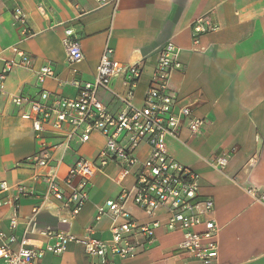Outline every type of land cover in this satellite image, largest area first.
Listing matches in <instances>:
<instances>
[{
  "label": "crops",
  "instance_id": "0c3cea01",
  "mask_svg": "<svg viewBox=\"0 0 264 264\" xmlns=\"http://www.w3.org/2000/svg\"><path fill=\"white\" fill-rule=\"evenodd\" d=\"M16 7L26 11L32 36L25 38L15 24ZM205 14H211L220 29L203 35L205 49L196 52L192 25ZM67 27L73 28L83 45L85 57L75 66L77 72L66 60L63 39ZM169 42L182 63L172 73L171 89L183 102L198 95L195 112L206 118L204 129L189 140V147L169 139V150L200 174L202 195L215 201V218L221 227L215 264H264V0H120L117 6H101L97 0H0V71L6 60L20 59L15 47L33 59L30 68L17 66L11 71L0 99V182L7 181L11 186L0 199H12L18 184L35 193L20 201L16 229L10 225L14 206L0 208V225L8 235L0 245L18 249L23 240L29 239L49 243L51 239L41 234L48 227L77 236L94 227L97 236L107 238L110 217L106 215L96 223L98 208L124 188L132 187L135 172L133 168L128 176L121 177L120 166L109 164L107 175L93 178L82 212L62 223L60 203L55 199L43 201L40 196L47 184L44 177H34L39 168L22 164L35 155L38 144L31 124L20 117L21 110L10 103V96L35 98L46 90L51 100L77 97L73 80H93L102 53L110 44L116 60L141 63L143 75L135 103L142 105L159 54ZM41 65L54 70V76L42 85L35 71ZM116 87L122 88L120 83ZM100 95L111 112L120 111L121 103L111 93L101 91ZM183 138H189L186 129ZM104 147L105 138L99 132L85 143L74 140L68 151L60 149L56 154L64 155L59 175L63 178L80 157L96 160ZM181 150L194 157L181 155ZM137 154L144 159L149 147L142 144ZM224 154L229 155L224 156L227 165L213 167L215 157ZM38 206L41 210L34 214L33 208ZM128 209L140 224L162 213L148 216L132 203ZM11 235L16 236V242L11 243ZM182 237L180 232L159 229L153 244L118 264H197L174 252ZM39 264L92 262L80 244L71 243L62 255L46 253Z\"/></svg>",
  "mask_w": 264,
  "mask_h": 264
},
{
  "label": "built area",
  "instance_id": "2783aa9c",
  "mask_svg": "<svg viewBox=\"0 0 264 264\" xmlns=\"http://www.w3.org/2000/svg\"><path fill=\"white\" fill-rule=\"evenodd\" d=\"M99 4L118 5L120 0H97ZM15 24L21 28L25 38L33 35L28 15L22 7L13 12ZM220 24L211 14L197 18L192 25L194 33L193 50L203 51V35L218 31ZM63 44L66 60L77 72L76 65L84 60L81 40L73 28L65 29ZM20 59L6 60L0 71V99L5 92V80L17 67L30 68L33 59L18 51ZM1 59V52H0ZM182 67L179 52L169 42L160 52L155 70L144 95L142 105L135 103L138 83L143 75L140 62L123 63L114 58V49L107 44L96 67L93 80H73L78 90L77 97H59L51 100L50 93L41 90L35 98L21 94L10 96V103L21 110L20 117L29 121L38 144V150L22 164L39 168L34 177H44L46 190L41 194L43 201L55 199L60 203L59 220L68 223L76 218L89 200L93 178L97 174L107 175L111 163L120 166L121 177L128 176L135 168L134 184L108 199L98 208L95 220L110 217L109 236L96 235L94 227L84 235H74L50 227L41 234L51 242L23 240L18 249L0 245V261L4 264H39L46 253L64 254L71 243L80 244L92 264H118L119 261L136 257L157 239V231L180 232L183 237L174 252L185 255L197 264H215L220 252V231L216 218V204L213 198L201 193L200 174L177 160L169 150V139L189 147V140L196 138L205 127L206 118L196 114L198 98L183 102L171 89L174 70ZM36 71L40 85L54 76L50 65H41ZM121 84V89L116 84ZM101 91H107L121 103L118 113H113L101 98ZM189 138H183V130ZM94 132L105 138V147L96 160L80 157L62 178L58 169L64 155L56 157L58 150L65 153L74 140L85 143ZM149 147V154L140 159L137 150L142 145ZM215 168L227 165V158L220 156L211 162ZM42 171V172H41ZM44 171V172H43ZM66 188V189H64ZM11 190L7 181L0 182V195ZM12 199H0V208L12 204L15 212L10 220L12 229L19 224L20 201L35 193L26 185L18 184ZM253 191V190H251ZM141 208L148 216L161 211L149 223L140 224L128 209L129 204ZM41 210L34 207L33 213ZM7 233L0 225V241ZM11 243L17 241L15 235Z\"/></svg>",
  "mask_w": 264,
  "mask_h": 264
},
{
  "label": "rangeland",
  "instance_id": "374dc122",
  "mask_svg": "<svg viewBox=\"0 0 264 264\" xmlns=\"http://www.w3.org/2000/svg\"><path fill=\"white\" fill-rule=\"evenodd\" d=\"M196 98L200 99L198 95H197ZM184 154H188L189 157H191V158H192V156H193L191 153H190V154H191V155H190L189 152H185V151H182V150H181V155H184ZM223 156H227V157H228L229 155H228V154H224ZM193 157H194V156H193ZM217 158H218V157H215V160H216ZM215 160H214V161H215ZM212 162H213V161H212Z\"/></svg>",
  "mask_w": 264,
  "mask_h": 264
}]
</instances>
